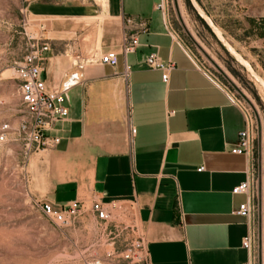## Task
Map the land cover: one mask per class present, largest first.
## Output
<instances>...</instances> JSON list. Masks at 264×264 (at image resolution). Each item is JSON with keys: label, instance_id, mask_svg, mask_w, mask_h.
Segmentation results:
<instances>
[{"label": "crops", "instance_id": "1", "mask_svg": "<svg viewBox=\"0 0 264 264\" xmlns=\"http://www.w3.org/2000/svg\"><path fill=\"white\" fill-rule=\"evenodd\" d=\"M23 17L26 37L49 47L42 77L69 109L48 131L59 142L27 159L31 197L85 202L84 225L94 222L93 200L119 203L149 264L247 262L248 224L236 213L247 197L233 189L256 173L259 203L260 163L234 152L244 113L177 34L169 0H25ZM133 38L135 51L124 54ZM109 51L115 67L98 61ZM154 53L175 63L167 83L147 64ZM16 130L10 142L20 148Z\"/></svg>", "mask_w": 264, "mask_h": 264}, {"label": "rangeland", "instance_id": "2", "mask_svg": "<svg viewBox=\"0 0 264 264\" xmlns=\"http://www.w3.org/2000/svg\"><path fill=\"white\" fill-rule=\"evenodd\" d=\"M197 2L264 80V0ZM24 4L25 0H0V133L5 124L18 129L24 118L17 67L32 46L41 43L25 35ZM169 10L174 29L197 64L240 102L254 125L252 152L260 163L262 192L257 203V258L264 264V90L226 51L189 0H169ZM10 134L7 142H0V264H84L91 257L104 259L112 249V237L95 217L91 225L79 220L63 228L42 213L26 186L29 155L24 141L15 147Z\"/></svg>", "mask_w": 264, "mask_h": 264}, {"label": "built area", "instance_id": "3", "mask_svg": "<svg viewBox=\"0 0 264 264\" xmlns=\"http://www.w3.org/2000/svg\"><path fill=\"white\" fill-rule=\"evenodd\" d=\"M137 45V39L127 40L123 47V53L134 52ZM32 48V51L17 67L20 81L19 94L25 115L16 130V135L18 140L24 141L26 155L56 145L59 138L51 137L48 131L69 115L64 91L60 88L49 89L42 77L43 53L49 49L48 45L37 42ZM98 61L102 65L115 67L119 63V55L114 51L101 53ZM146 61L150 68L163 72L162 80L165 83L169 81L170 73L176 68L173 61H164L155 53L149 55ZM128 73L129 67L126 66V77ZM235 101L244 113L245 127L239 133L238 148L234 152L252 153L254 125L245 112V108L240 102ZM10 132L11 127L8 124L3 125L0 142H7ZM135 132L136 130L132 129V133ZM256 185L257 175L251 173L249 179L233 189L234 194H245L247 197L236 211L237 215L245 218L248 224V232L243 238V247L248 250L249 259L241 264H258ZM36 204L48 219L63 228L73 227L87 211L85 202L78 200L55 205L38 199ZM88 210L100 222V227L106 236L112 237L110 238L112 249L107 252L104 259L91 257L84 264H149L147 242L138 232L135 221L127 214L122 205L93 200Z\"/></svg>", "mask_w": 264, "mask_h": 264}, {"label": "water", "instance_id": "4", "mask_svg": "<svg viewBox=\"0 0 264 264\" xmlns=\"http://www.w3.org/2000/svg\"><path fill=\"white\" fill-rule=\"evenodd\" d=\"M191 6L196 11L197 15L200 19L206 24V26L212 31V33L216 36L219 42L223 45L226 51L235 59V61L243 67V69L253 77L259 85L264 90V80L263 78L256 72L253 66L229 43V41L224 37L221 31L214 25L209 16L202 10L197 0H189Z\"/></svg>", "mask_w": 264, "mask_h": 264}, {"label": "bare ground", "instance_id": "5", "mask_svg": "<svg viewBox=\"0 0 264 264\" xmlns=\"http://www.w3.org/2000/svg\"><path fill=\"white\" fill-rule=\"evenodd\" d=\"M260 88V87H259ZM261 89V88H260Z\"/></svg>", "mask_w": 264, "mask_h": 264}]
</instances>
